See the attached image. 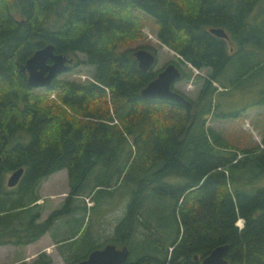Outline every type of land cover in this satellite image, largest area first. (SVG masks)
<instances>
[{"label": "trees", "instance_id": "16d2710c", "mask_svg": "<svg viewBox=\"0 0 264 264\" xmlns=\"http://www.w3.org/2000/svg\"><path fill=\"white\" fill-rule=\"evenodd\" d=\"M259 1L0 0V244L34 241L72 213L70 232H52L65 264L109 241L128 246L125 264H185L222 243L230 244V264H264V185H254L264 173V137L237 149L206 124L221 90L213 82L240 85L264 65V22L250 18ZM135 8L155 18L157 38L182 61L210 69L195 99L181 92L189 103L141 96L159 70H141L131 49L117 48L141 35ZM228 41L237 47L230 50ZM48 42L66 55L84 53L93 80L56 77L30 86L20 64ZM18 167L23 174L9 187L5 177ZM62 168L68 194L39 220V183ZM167 176L184 182L173 185ZM120 178L132 180L131 197L113 238L99 243L90 214L97 195L111 194ZM82 194L93 204H73ZM82 236L86 247L77 245ZM39 256L35 264L51 262Z\"/></svg>", "mask_w": 264, "mask_h": 264}, {"label": "rangeland", "instance_id": "374dc122", "mask_svg": "<svg viewBox=\"0 0 264 264\" xmlns=\"http://www.w3.org/2000/svg\"><path fill=\"white\" fill-rule=\"evenodd\" d=\"M261 7L262 0L257 3L254 10L250 13V18L256 19L255 24L259 26H261V23L263 25L264 22V13ZM133 13L141 22V35L126 40L124 44H119L117 48L119 50L131 49L133 54L139 47H145L154 52L156 56V60L152 65L154 70H160L169 62L178 64L182 69V75L174 82L173 87L184 93L187 97L195 99L202 81L204 80V77L207 76L210 69L208 67L194 68L190 63L182 61V58L177 52L160 42L157 38L156 31L158 25L152 15L138 8L133 9ZM227 45L229 47H234V49L237 47L236 42L233 41H228ZM262 55L264 56V51L260 53V56ZM85 60V54L77 52L71 67L58 74L57 79H75L79 81L93 80V65L88 64ZM228 72L230 73V71ZM228 72L226 73L227 75ZM225 82L229 84L228 80H225ZM213 83L221 90L215 95V101L217 103L215 113L211 114L207 119L206 124L219 130L234 148L241 149L256 144H262V139L264 137V65L240 85L233 86L229 84L228 87L223 89L217 81H214ZM49 97L56 98V91H51ZM9 174L10 173L6 175L5 182ZM164 180L173 185H178L184 182L183 178L174 176H167ZM254 185L256 187L264 185V173L255 181ZM132 189V180L122 178L111 194L104 197L101 193L97 195L98 202L94 211H91L90 218L95 239L99 243L113 238L115 223L125 212L127 203L131 197ZM37 191L38 194H43L42 197L44 198L45 203L52 199L49 196L50 192H60L61 195L63 192L64 195L65 193L67 195L69 191L67 170L62 168L43 178L39 183ZM169 199H172V196H167L164 200ZM74 202L78 205H83L84 203H87V205L93 204V201L87 194L78 195L73 201V204ZM73 216L72 213L70 215L64 214L61 215L58 220L55 219L53 226L51 227V232H55L56 234H67L70 232L71 228L75 226ZM235 224L238 227H241L243 224V218H237ZM151 230L154 234H158L159 232L154 228H151ZM142 232L143 231L138 232L139 236ZM85 239L86 236H82L78 239L77 245L86 247L89 243L86 245L84 242ZM109 242L118 243V246L121 244L117 241ZM73 246L76 245L74 244ZM46 248L48 249L47 252L42 251L41 249L37 252L35 251L30 257H28V260L21 259L23 257H21V251L18 252V250H14V252L7 251L3 258L6 264L7 262H10V264H19L22 260L26 261L27 264H35V262L40 259L39 253H44L51 257V262H49V264H65L56 243H54V245L53 243H50ZM170 248L171 247L168 249L169 251H171ZM65 249L67 253H74L78 250H71L68 246H65ZM4 250V248H0V251ZM150 264H156V262H150Z\"/></svg>", "mask_w": 264, "mask_h": 264}, {"label": "water", "instance_id": "95a60500", "mask_svg": "<svg viewBox=\"0 0 264 264\" xmlns=\"http://www.w3.org/2000/svg\"><path fill=\"white\" fill-rule=\"evenodd\" d=\"M209 30L220 37L228 38L227 31L221 26H212ZM138 67L141 70H148L155 62V54L143 47H139L134 51ZM52 59V62H48ZM73 58L68 57L62 52L55 51V45L48 42L43 46L36 48L25 60L20 64V70L26 71L27 83L32 87L49 86L52 80L61 72L68 70ZM182 75L179 67L173 63H167L160 69L157 75L144 85L140 94L144 98H162L173 101H190L177 89L173 84ZM23 174V167L13 170L7 177L8 186L16 185ZM230 247L229 243H222L214 246L210 252L204 256L200 264H229L228 258L225 256ZM130 254L127 245L117 246L114 242H107L101 247L93 248L85 258L75 261L74 264H125ZM194 258H198V254H194Z\"/></svg>", "mask_w": 264, "mask_h": 264}, {"label": "crops", "instance_id": "0c3cea01", "mask_svg": "<svg viewBox=\"0 0 264 264\" xmlns=\"http://www.w3.org/2000/svg\"><path fill=\"white\" fill-rule=\"evenodd\" d=\"M65 195L63 192H62V195L60 192L59 193L55 191L50 192L49 196L52 199H50L47 203H45V200L42 197L43 194L40 193L39 194L40 197L36 200L37 203L42 204V212L39 217V220L45 218L53 209L60 207V205H62V203L64 202V199L66 197ZM44 197H47V196H44ZM58 219L59 218H57V220ZM50 243H53V245L55 243L52 232H51V228H49L47 231L41 234L36 240L27 242L25 244H21V245L12 244V243L11 244H8V243L0 244V248L5 249L4 251H0V264H6L3 256L7 251L8 252H14V250H18V252L21 251V255H22L21 257H23L21 259L28 260V257H30V255H32V253H34L35 251L37 252L41 249L42 251L47 252L48 249L46 247H48ZM7 264H10V262H7Z\"/></svg>", "mask_w": 264, "mask_h": 264}, {"label": "flooded vegetation", "instance_id": "af4514ba", "mask_svg": "<svg viewBox=\"0 0 264 264\" xmlns=\"http://www.w3.org/2000/svg\"><path fill=\"white\" fill-rule=\"evenodd\" d=\"M148 47V46H147ZM143 48H145V47H143ZM146 49V48H145ZM232 49H234V47H232V46H230V50H232ZM148 50V49H147ZM56 51V50H55ZM56 52H58V51H56ZM154 53V52H153ZM155 54V53H154ZM68 57H71L72 56V58H73V60H72V62L70 63V65H69V67H68V69L71 67V64L74 62V60H75V55L73 54V55H67ZM155 60H156V56H155ZM48 62H52V59H48L47 60ZM174 63V62H173ZM178 67H179V69L181 70V67L178 65V64H176ZM165 66V65H164ZM163 66V67H164ZM162 67V68H163ZM152 68V67H151ZM161 68V69H162ZM150 69V68H149ZM182 72V71H181ZM158 73V72H157ZM60 74V73H59ZM56 78V77H55ZM213 247H211L209 250H207V251H198V252H195V253H197L198 254V258H194V254L192 255V257L191 258H189L187 261L188 262H185V264H200V262H201V260H202V258L204 257V256H206L209 252H210V250L212 249ZM229 250V249H228ZM228 251L226 252V254H225V256L228 258V260H229V264H230V259H229V257H228Z\"/></svg>", "mask_w": 264, "mask_h": 264}, {"label": "built area", "instance_id": "2783aa9c", "mask_svg": "<svg viewBox=\"0 0 264 264\" xmlns=\"http://www.w3.org/2000/svg\"><path fill=\"white\" fill-rule=\"evenodd\" d=\"M196 70V69H195Z\"/></svg>", "mask_w": 264, "mask_h": 264}]
</instances>
